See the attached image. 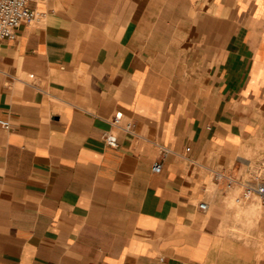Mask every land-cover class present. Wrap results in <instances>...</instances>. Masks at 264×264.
Wrapping results in <instances>:
<instances>
[{
  "label": "crops",
  "instance_id": "1",
  "mask_svg": "<svg viewBox=\"0 0 264 264\" xmlns=\"http://www.w3.org/2000/svg\"><path fill=\"white\" fill-rule=\"evenodd\" d=\"M30 5L0 46V264H264L236 200L264 163V0Z\"/></svg>",
  "mask_w": 264,
  "mask_h": 264
},
{
  "label": "built area",
  "instance_id": "2",
  "mask_svg": "<svg viewBox=\"0 0 264 264\" xmlns=\"http://www.w3.org/2000/svg\"><path fill=\"white\" fill-rule=\"evenodd\" d=\"M37 0H0V46L5 41H13L18 36V29L23 22L35 21L39 18L37 11L31 7V2ZM123 112L118 111L112 119V123L116 126H120L125 130H132L133 124L128 122L122 124L121 120ZM0 124L4 128H10L11 123L7 119H0ZM103 138L105 142L111 146L118 147L119 141L116 134L111 130L103 132ZM189 150V148H187ZM162 169V163L157 160L153 164V170L160 172ZM217 178L222 177V174H216ZM238 180L234 176L228 177V185L231 186L237 183ZM243 186L241 196L236 200H248L253 197H257L260 200L262 206H264V179L253 178L240 182ZM207 203L201 202L200 207L205 210L207 209Z\"/></svg>",
  "mask_w": 264,
  "mask_h": 264
},
{
  "label": "rangeland",
  "instance_id": "3",
  "mask_svg": "<svg viewBox=\"0 0 264 264\" xmlns=\"http://www.w3.org/2000/svg\"><path fill=\"white\" fill-rule=\"evenodd\" d=\"M253 173L256 176L264 179V163L262 162L259 165H254L253 166ZM252 202L255 203V206H254V209H255L254 212L255 213L254 214H255L256 218L258 217L260 219V222H261V220L264 219V206L261 205L260 200L257 197H253ZM252 226L257 228L259 226V222L258 223H257V221L253 222Z\"/></svg>",
  "mask_w": 264,
  "mask_h": 264
}]
</instances>
